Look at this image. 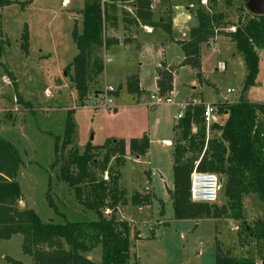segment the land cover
I'll list each match as a JSON object with an SVG mask.
<instances>
[{
    "label": "rangeland",
    "instance_id": "rangeland-1",
    "mask_svg": "<svg viewBox=\"0 0 264 264\" xmlns=\"http://www.w3.org/2000/svg\"><path fill=\"white\" fill-rule=\"evenodd\" d=\"M110 1H115L116 16L120 21L124 11L135 14L137 0ZM150 1L154 3V20L159 15L163 18H167V14L171 16L173 5L174 30L171 35L181 40L188 39L190 28L198 24L197 7L207 9L210 6L209 0H170L169 7L165 0ZM242 1L234 0L226 6L224 0H216L214 11H222L227 21L236 23L239 14L246 16L245 11L241 12ZM83 8L84 0H8L0 4V137L13 143L20 154L21 163L16 174L22 194L19 206L32 208L43 222L96 218V214L85 209L73 189L58 176L63 157L56 162V140L62 136L67 110L73 109L72 145L79 151L87 142L100 145L108 138L128 141L147 134L150 139V164L145 154L137 161L133 157L115 155L107 165L109 171L117 174L119 199L125 202L118 204L117 217L131 223L134 227L132 236L135 227L139 230L138 239L132 241V262L215 264V241L218 239L224 248L231 249L233 255L252 256L257 264H262L264 240L246 236L244 228L264 224V199L254 193L241 194V212L235 217L228 208L223 182L222 191L212 205L217 209L226 208L223 216L175 218L169 197L173 186V146L164 145L162 141L173 138L172 127L179 110L177 103L194 99L215 105L235 102L241 97L264 101V52L257 50L259 72L254 86L243 91L246 68L233 42L224 34L232 27L216 33L217 39H222L218 55L211 50L215 46L217 49V43H212L214 46L209 49L203 46L200 76L196 69L182 64L180 46L167 41L165 59L176 67L172 76L173 91L169 95L173 103L149 105L150 96L156 92L155 69L159 66L160 54L148 45L138 49L132 43L134 45L128 49L124 44L129 43L119 35L116 46L105 52L102 47L91 51L88 96L85 104L79 106L65 68L77 53L73 32L81 30ZM143 31H147L146 28L137 31L136 46L142 42L140 34ZM97 58L104 65L101 73L96 70ZM219 60L223 64L220 65ZM134 73H138L140 84L150 92L144 98L127 92L128 78ZM227 89L231 92H226ZM107 98L111 102L106 106ZM68 149L62 153L67 154ZM152 171L154 175H150ZM145 198L149 199L140 206L141 209L131 203ZM22 241L21 234L0 239V264H9L7 256L22 261L28 259L30 263V257L22 252ZM101 253V246H96L90 252L91 259L99 263Z\"/></svg>",
    "mask_w": 264,
    "mask_h": 264
},
{
    "label": "trees",
    "instance_id": "trees-1",
    "mask_svg": "<svg viewBox=\"0 0 264 264\" xmlns=\"http://www.w3.org/2000/svg\"><path fill=\"white\" fill-rule=\"evenodd\" d=\"M165 1L169 7L170 0ZM233 1L224 0V3L230 6ZM6 2L8 0H0V4ZM209 2L207 9L197 7L195 16L198 24L190 28L189 39L178 41L184 56L182 64L196 69L197 76H200L202 44L210 41L218 31L232 27L224 34L242 57L246 68L242 90L246 91L254 86L259 72L257 50L264 52V15L251 13L245 7L247 0H243L240 8L246 16L239 14L238 21L232 23L227 21L225 13L214 11L216 0ZM150 3V0L136 1V21L151 27L160 25L169 33L170 14H167L166 19L155 21ZM114 4L115 1L110 0H84L81 30L73 32L77 53L65 70L74 85L79 106L85 104L88 96L91 51L103 46L107 48L114 43L104 33V23L114 19ZM110 24L115 25V21ZM98 60L95 63L96 70L101 73L104 65ZM157 73L158 92L161 95L168 94L172 90V71L165 69ZM126 89L139 93L136 76L128 79ZM18 100L21 101L20 98ZM215 107L217 114L225 113L227 117L220 125L211 124V136L208 138L203 119L204 104L201 102L187 101L183 115L173 126V186L169 190V197L177 219L221 217L227 210L213 208L214 203H195L190 200V174L193 169L217 173L220 177L224 175L221 179L228 208L235 217L241 212V194L254 193L264 199V101H249L241 97L235 102L217 103ZM73 112V109L67 110L62 136L56 140V162H60L63 157L58 176L73 189L78 202L96 214V218L64 223L52 220L43 222L32 208L20 207L18 203L22 200V194L16 179L21 163L20 154L13 143L0 137V239L21 234V249L30 257V264H136L131 260V251L132 241L138 239L139 230L135 227L136 233L133 231L132 236L131 229L134 227L131 223L117 217L118 204L125 202L119 199L117 174L109 171L107 165L115 155L120 158L145 155L149 138L146 134L128 141L108 138L100 145L87 142L83 150L79 151L72 145L75 128ZM67 147L68 152L64 155L62 150ZM105 172L107 179L104 178ZM148 199H135L131 203L141 206ZM106 208L111 212L105 213ZM244 230L246 236L253 240H264V224L247 226ZM98 245L102 253L100 262L96 263L88 258V253ZM6 260L9 264H26L9 256ZM215 264L257 262L252 256L233 255L230 248H224L216 239Z\"/></svg>",
    "mask_w": 264,
    "mask_h": 264
},
{
    "label": "crops",
    "instance_id": "crops-1",
    "mask_svg": "<svg viewBox=\"0 0 264 264\" xmlns=\"http://www.w3.org/2000/svg\"><path fill=\"white\" fill-rule=\"evenodd\" d=\"M114 6H115V9L113 10V13L110 12V13H112L114 19H109L108 21H106L104 23L105 24L104 25V33H105L106 37L114 38L113 39L114 40V43H112L107 48H105L103 46L102 48H104L103 49L104 52L107 49H109L110 47H114V45L116 46L119 43L118 36L120 35V36L123 37V39H124L123 41L124 42H128L129 43V44H124L125 47L128 48V49L130 48L131 45H134V44H135V47L138 48V49H142V47H145L144 45H148L153 51L158 52L160 54V60H159V66H157L156 69H155L156 70V75L158 74L157 72L159 70L169 69V70L172 71V76H173L174 73H175V71H176V67H175V65H169V63H167V61L165 59V51H164L165 50V44H166L167 41L168 42L174 41V42H176L178 44V46H180L179 43H178V41H183L181 39H176V38L172 37V35H171L172 32H173V30H174L173 5H172V13H171V30H170L169 33H167L166 31H164L160 25H158V26L156 25L155 27H151V26L143 25L140 22H137L136 21V18H135V14H131L130 13V10L123 12L124 14H123V17H122V19L120 21L117 18V16H116L117 5L114 4ZM132 6H133V4H132ZM150 6H151L150 7L151 11L153 12L154 11L153 10L154 3L151 2L150 3ZM134 7H135V5H134ZM185 8H186V10H188L187 7H185ZM160 13H162V12H160ZM161 19H166V18H163L162 15H159V17H157V20H155V21H158V20L161 21ZM112 21H115V25H113V26H111V24H110V22H112ZM139 28H146L147 31H143L144 33H141L140 34V38H141L142 42H139L138 41L139 44H140V46H136L137 41H135V39H136V37L138 35L137 31H138ZM217 38L218 37L215 35L210 41H208L207 43L202 44V46H201V57L203 55V50H204L203 49V46H205L206 49L207 48L209 49V48H211V45L214 42L217 43V49H216V46H215V47H212L211 50H215L216 54L218 55V53L221 51L220 48H219V44H220V42H221L222 39H217ZM188 39H186V40H188ZM186 40L184 39V41H186ZM216 40H218V41H216ZM132 43H134V44H132ZM212 46H214V45H212ZM183 57L184 56H183V52H182V60H183ZM217 57H219V56H217ZM201 60H202V58H201ZM201 63H202V61H201ZM221 63H222L221 60H219V64L220 65H221ZM201 67H202V64H201ZM224 67L226 69V64H224ZM137 74L138 73H134L133 76H136L137 79H138L139 93H133V92H128V91L127 92L130 93V94H132V95H135L137 98H139V97L140 98H144V96L148 95L150 92H149V90L146 87H143L140 84L139 78H138V75ZM172 91L173 90H171L168 94L170 95L172 93ZM118 94H119V92L116 94V96ZM226 117H227V114H225V113L218 115L217 116L216 123L218 122L219 125L222 124L225 121ZM174 124H173V126H174ZM173 135H174V131H173ZM172 139L171 140L170 139H164V140L169 141V144H167V145H169L170 147H172ZM115 140H117V139H115ZM149 143H150V139H149ZM146 155L148 156V162L150 164V160H149V155H150L149 147H148V151H147ZM126 157H130V156H126ZM141 157H133V158L137 161ZM151 173H150V175H152ZM20 204H21V201H20ZM22 207H24V206H22ZM138 209H141V207L139 206ZM88 258L91 259L90 253H88ZM23 262L26 263V264H30L31 263V261H30V263H28V259H24ZM262 264H264V261H263Z\"/></svg>",
    "mask_w": 264,
    "mask_h": 264
},
{
    "label": "built area",
    "instance_id": "built-area-1",
    "mask_svg": "<svg viewBox=\"0 0 264 264\" xmlns=\"http://www.w3.org/2000/svg\"><path fill=\"white\" fill-rule=\"evenodd\" d=\"M151 7V6H150ZM156 83L159 80V76L156 75ZM108 90H113L112 87H108ZM226 92H231L230 89H227ZM194 103H199L196 100H192ZM111 102L110 98H107L106 103ZM162 103H173L169 94L161 95L158 92V87L156 86V92L150 96L149 105H158ZM178 113L176 115V120H178L182 115L187 106V101L184 103H177ZM107 106V105H106ZM217 112L214 104H204L203 119L206 127V138H208L209 127L211 124L216 123L217 121ZM164 145L169 144V141L163 140ZM152 175L154 172L151 173ZM105 179H107V172H105ZM148 188V187H146ZM223 188V182L221 177L217 173L213 172H203L193 169L190 174V187H189V197L192 202L195 203H208L213 204L217 201L220 192ZM110 209L106 208L105 213H110Z\"/></svg>",
    "mask_w": 264,
    "mask_h": 264
},
{
    "label": "water",
    "instance_id": "water-1",
    "mask_svg": "<svg viewBox=\"0 0 264 264\" xmlns=\"http://www.w3.org/2000/svg\"><path fill=\"white\" fill-rule=\"evenodd\" d=\"M245 7L253 14L264 15V0H247Z\"/></svg>",
    "mask_w": 264,
    "mask_h": 264
}]
</instances>
